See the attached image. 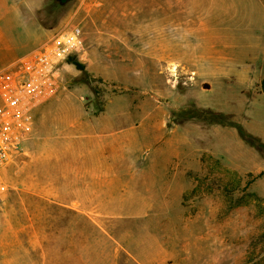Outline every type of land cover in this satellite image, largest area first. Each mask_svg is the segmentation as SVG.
I'll return each instance as SVG.
<instances>
[{
    "label": "rangeland",
    "instance_id": "rangeland-1",
    "mask_svg": "<svg viewBox=\"0 0 264 264\" xmlns=\"http://www.w3.org/2000/svg\"><path fill=\"white\" fill-rule=\"evenodd\" d=\"M263 2L95 0L93 19L77 23L63 22L74 1L46 2V24L78 25L83 50L6 169L0 264H264V149L178 114H225L264 144ZM117 113L135 141L123 168L54 200L70 195L66 162L108 160L84 136Z\"/></svg>",
    "mask_w": 264,
    "mask_h": 264
},
{
    "label": "crops",
    "instance_id": "crops-1",
    "mask_svg": "<svg viewBox=\"0 0 264 264\" xmlns=\"http://www.w3.org/2000/svg\"><path fill=\"white\" fill-rule=\"evenodd\" d=\"M74 1V8L71 7L66 13V18L63 22H78L82 20H92L93 13L96 11L94 8L96 3L95 0H70ZM69 1V2H70ZM68 2V3H69ZM86 3L85 8L81 11L78 9L79 5ZM264 3V2H263ZM46 5V0H0V55L3 56L4 60L0 65L5 62H9L16 57L25 55L39 47L44 43L49 41L55 34H57L62 29L61 19H58L56 23L46 24L44 7ZM226 5V4H225ZM220 6V5H219ZM221 8V7H220ZM227 5L224 6L226 10ZM230 9V8H229ZM231 11V12H230ZM230 16L234 15L235 10L230 9ZM226 13V12H225ZM78 20V21H77ZM87 22V21H86ZM20 50V53H16L15 50ZM13 62V61H12ZM12 62L10 64H12ZM7 64L2 67L5 68L9 66ZM198 71L200 77H207L209 80L218 81L225 84V80L231 77L226 76V78L221 79L215 78L212 74L205 75L200 72L199 67L194 65ZM0 69V70H2ZM219 79V80H217ZM111 81H115L114 78H110ZM224 81V82H222ZM105 114V113H104ZM115 115V116H114ZM111 115V119L106 117L107 123H102L104 118L100 120L98 118V124L90 128V132H86L85 138H88L90 142L94 143L93 149L99 152L106 151V157L108 160H87V159H77L66 162V168L68 169V198H54V200H68L74 201L75 194L77 191L78 184H84L87 187L86 192H91L93 189L89 188L92 181L100 179L99 185L107 186V176L108 169L118 170L123 168V157L125 155L126 142L129 145H134L135 141L133 137H130L131 132L128 130L120 129L114 125V121L119 118H125L124 114L117 113ZM105 117V116H104ZM86 126H82L84 128ZM121 128H124L123 126ZM84 134V133H83ZM92 136V137H91ZM85 139V142H89ZM87 150V149H86ZM64 168V167H63ZM99 170V171H96ZM104 170V174L102 173ZM118 172L114 171V174ZM103 175L105 177V182L103 184ZM92 185V184H91ZM90 185V186H91ZM72 194V196H71ZM70 211L77 213V208H69ZM83 215H102L94 212H85Z\"/></svg>",
    "mask_w": 264,
    "mask_h": 264
},
{
    "label": "built area",
    "instance_id": "built-area-1",
    "mask_svg": "<svg viewBox=\"0 0 264 264\" xmlns=\"http://www.w3.org/2000/svg\"><path fill=\"white\" fill-rule=\"evenodd\" d=\"M83 50L78 25L65 26L41 47L0 70V199L8 185L7 167L24 153L33 129V111L57 96L61 66Z\"/></svg>",
    "mask_w": 264,
    "mask_h": 264
},
{
    "label": "trees",
    "instance_id": "trees-1",
    "mask_svg": "<svg viewBox=\"0 0 264 264\" xmlns=\"http://www.w3.org/2000/svg\"><path fill=\"white\" fill-rule=\"evenodd\" d=\"M49 1V5L46 3L44 7V11H46V7L48 6H64L66 3H68L70 0H46V2ZM48 8V7H47ZM261 90L262 93H264V79L261 81ZM180 116L187 117V118H194V119H204L209 124H217V125H224V126H231L235 127L238 131V134L241 139L244 141H248L251 143V141H254L259 149H264V144L261 143L257 138L252 137L250 134H247L240 125L231 122L226 121L224 122V119H227V115L219 113V112H213L208 109H197L195 107L192 108H185L178 112ZM203 117V118H201ZM229 118V117H228ZM252 144V143H251ZM254 145V144H253Z\"/></svg>",
    "mask_w": 264,
    "mask_h": 264
}]
</instances>
